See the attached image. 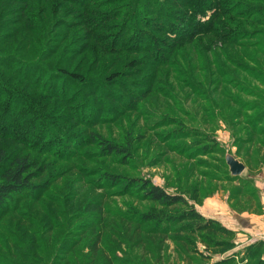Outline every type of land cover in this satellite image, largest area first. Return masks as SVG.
I'll return each mask as SVG.
<instances>
[{
  "label": "rangeland",
  "instance_id": "obj_1",
  "mask_svg": "<svg viewBox=\"0 0 264 264\" xmlns=\"http://www.w3.org/2000/svg\"><path fill=\"white\" fill-rule=\"evenodd\" d=\"M158 1L152 13L170 9L178 17L163 20L172 34L152 20L144 25L143 1L131 8L132 0H27L24 9L0 1V32L14 30L17 40L24 34L16 51L10 44L2 51L20 56L22 71L33 72L31 81L10 80L15 93H0V147L8 157L27 156L33 185L0 210V237L6 238L4 229L13 241H26L50 216L66 221L91 202L118 225L151 209L132 189L123 194L121 184L108 181L111 173L148 177L169 192H183L200 213L233 227L232 249L207 261L195 256L192 264L264 240V229L253 228L262 218L252 215L264 210L263 188L255 184L264 179V146L246 124L256 117L263 122L258 130L264 127V66L255 63L252 70L254 63L245 60L250 51L264 52V0H207L204 14L197 5L189 10ZM181 21V30L173 31ZM189 27L211 32L184 40L194 35L185 34ZM61 68L79 72L87 84L61 78ZM44 82L59 93L33 89ZM246 136L253 140L243 142ZM97 137L126 146L130 156L107 153ZM226 151L243 158L240 175H230ZM177 247L170 239L159 251L153 247L152 257L161 259L150 264H189ZM142 251L130 246L117 258L139 264ZM9 255L0 249V262L8 257L9 263Z\"/></svg>",
  "mask_w": 264,
  "mask_h": 264
},
{
  "label": "trees",
  "instance_id": "obj_2",
  "mask_svg": "<svg viewBox=\"0 0 264 264\" xmlns=\"http://www.w3.org/2000/svg\"><path fill=\"white\" fill-rule=\"evenodd\" d=\"M9 1L21 4L22 9L25 8L24 6L27 2V0ZM141 1H143L142 7L139 8L143 10L144 25L146 27L150 26L148 22L152 20L157 25H155L156 27L164 29L166 35L172 34L173 32L168 31V27L163 23V20L171 23L173 20L178 19L177 15L170 9H168L169 11L165 9L161 11L162 13H152L154 8H158L160 2L158 0L154 1L156 2L154 5L148 4L149 0H132L133 5L131 8L134 5L136 7ZM174 2L180 3L182 8L185 7L189 10L192 4L197 5L198 10L196 12L204 14L207 0H164L162 3L166 6V4ZM1 11L0 8V17L2 16ZM180 12L177 11L176 14ZM17 13H21L20 9ZM214 14L216 13L212 15L214 16ZM139 16L140 14L138 19L140 18ZM220 17L225 19L223 16ZM138 22L140 23V21ZM182 24L181 21L179 25L175 24L176 27L174 25L171 28L173 31L175 29L181 30ZM189 25H191V21ZM4 26V21H0V31ZM187 30L190 31L185 34L194 35L182 38L184 40L194 38L199 33H203L201 32L202 30H204L205 34L211 32L208 27H201L198 31L196 28L191 30L189 27ZM0 34L3 37L0 42V93H15L10 80L17 78L15 83L18 80L23 82L31 81L30 76L33 72L27 69L22 71L20 68L22 65L20 63L21 57L18 55L14 56L12 51L3 52L2 49L13 48L16 51V44L20 42L24 34L18 40L15 39L17 32L14 30H5L0 32ZM9 44L11 48L7 46ZM148 44L141 46L145 47ZM248 55L251 58L245 59L246 57H244V59L252 62V64L254 63V67H251L252 70H255L257 63L260 66H264L263 51H250ZM39 58H42V56H39ZM229 58L235 60V57L229 56ZM30 68L33 69L32 66ZM36 71V77L38 78L41 66L37 67ZM262 71L264 76V69ZM59 73L61 78L67 77L74 82L80 81L87 84L81 74L73 69L66 70L61 68ZM250 75L246 74V77ZM34 84V90H39L40 92L44 90L45 93H59L57 89L47 85L45 82L42 85ZM235 112H238V109ZM262 123L260 118L256 117L253 120L248 118L246 121L247 125H252V133L259 138L257 140V145L259 146H264V127H260L258 130V125ZM242 140L243 142H250L253 140V136H246ZM97 142L101 149H104L107 153L120 154L125 156V158L130 156L129 148L126 146L100 137H97ZM6 155L3 147H0V210H5L8 207L13 195L33 186L30 181L32 175L29 171L31 162L27 156L16 155L15 157H8ZM240 160L243 161V158ZM106 179L113 184H121L123 194H127L132 189L136 198L153 204L151 209L138 212L137 214L132 213L126 218L123 217L122 225H118L112 217H108L103 213V208L98 202L87 203L82 208V211L70 214L66 221H49L52 218L50 216L47 221L42 223L38 231L33 232L36 237L33 238L31 233V237L29 236L26 241L23 237H18L16 241H13V235L9 236L2 229L6 238L0 237V240H2V242L0 241V249L10 252L11 255L9 256L11 258L8 259L9 263H6L7 257L6 259L4 258L6 261H1L0 264H133L127 256H123L120 259L117 258V254L121 250L130 249V246L135 250L138 249L139 252L143 249V255L138 257L139 264H150L152 259H155V261L161 259L160 255L152 257L153 247H156L157 251H159L169 239L179 246L176 248L175 253L185 262L192 264L191 261L194 260L195 256H198L202 261H207L212 259L214 254H222L237 244L233 229L225 226L216 218L204 216L195 208L194 203L190 201L191 197H188L183 192H169L163 186L144 176L107 173ZM86 217H90V220L85 221L84 218ZM78 219L84 221L75 223V220ZM13 232L16 233L15 231ZM22 234L24 233L22 232ZM7 239L10 244L6 247L3 246V242ZM198 242L203 245V249L198 247ZM135 258L137 257L135 256L132 259L134 262ZM209 264H264V240H253L245 244L239 251L224 254Z\"/></svg>",
  "mask_w": 264,
  "mask_h": 264
},
{
  "label": "water",
  "instance_id": "obj_3",
  "mask_svg": "<svg viewBox=\"0 0 264 264\" xmlns=\"http://www.w3.org/2000/svg\"><path fill=\"white\" fill-rule=\"evenodd\" d=\"M224 159L231 175H240L245 169V164L228 151L225 152Z\"/></svg>",
  "mask_w": 264,
  "mask_h": 264
},
{
  "label": "crops",
  "instance_id": "obj_4",
  "mask_svg": "<svg viewBox=\"0 0 264 264\" xmlns=\"http://www.w3.org/2000/svg\"><path fill=\"white\" fill-rule=\"evenodd\" d=\"M255 184H257V186H258V188H263V193H264V179L263 180H260V182H259V180H257L256 182H255ZM264 195V194H263ZM262 202H263V200H262ZM263 209H264V205H263ZM203 214H205V213H203ZM206 216H209V217H215L214 215H212V214H205ZM253 216H257L258 218H262L261 219V221H254L253 222V228H254V230L256 231V230H261V229H264V210H263V213L262 214H260V215H257V214H252ZM248 220L249 221H251V219H249L248 218ZM225 226H227V227H229V228H233L231 225L229 226V225H225ZM235 228V227H234ZM250 238H251V236H250ZM253 241V240H252ZM249 242H251V240H249V241H247L245 244H247V243H249Z\"/></svg>",
  "mask_w": 264,
  "mask_h": 264
}]
</instances>
